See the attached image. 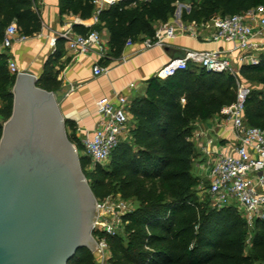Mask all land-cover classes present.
Returning a JSON list of instances; mask_svg holds the SVG:
<instances>
[{
  "label": "trees",
  "instance_id": "1",
  "mask_svg": "<svg viewBox=\"0 0 264 264\" xmlns=\"http://www.w3.org/2000/svg\"><path fill=\"white\" fill-rule=\"evenodd\" d=\"M92 1L59 0V15L90 20ZM185 2L190 3V11L182 13L184 23H204L264 8V0H133L104 9L97 26H75L74 30L82 36L107 31L110 55L119 58L129 40L142 43L154 37L160 25L174 18L177 4ZM13 22L27 38L39 34L42 21L36 0H0V42ZM64 44V40L57 41L38 88L52 93L60 89L57 67ZM7 60L6 55L0 56V97L6 103L0 115L5 122L12 115L17 78L10 74ZM237 79L251 89L245 124L264 131V56L256 66L239 67L236 76L189 67L166 79L153 77L146 82L144 95L131 102L129 139L112 153L109 168L95 166L87 176L98 202L120 196L137 203L123 217L121 234L105 238L111 264H264V221L255 222L247 246L250 228L235 206L216 210L208 203L191 202L196 183L190 172L198 150L190 139L198 124L236 102ZM2 133L0 124V140ZM68 138L78 152L84 151L77 139ZM90 162L89 157H80L82 172ZM69 264H96L95 255L84 249Z\"/></svg>",
  "mask_w": 264,
  "mask_h": 264
},
{
  "label": "built area",
  "instance_id": "2",
  "mask_svg": "<svg viewBox=\"0 0 264 264\" xmlns=\"http://www.w3.org/2000/svg\"><path fill=\"white\" fill-rule=\"evenodd\" d=\"M133 0H93L94 16L98 21L99 14L109 6L119 2ZM150 1V0H144ZM177 36H189L209 43H231L237 54V64L256 66L264 56V8L228 17H216L204 23H184L171 21L160 25L154 37L145 39L141 44L145 50L164 49L168 42ZM60 38L65 41L69 50L77 56L89 53L96 48L102 59L107 58L101 36L97 31L88 35H74L71 31L63 33ZM28 38L21 35L15 22L7 26L0 42V56L11 51L15 42H25ZM55 43V41H53ZM135 43L129 40L126 47ZM11 75L18 76L17 64L7 60ZM189 67L202 68L209 73L231 74L236 76L233 60L222 52H189L185 59L170 61L158 73V78L166 79ZM107 70L100 65L93 69L96 77ZM237 99L234 104L222 110L225 118L232 122L236 136V146L232 152L210 153L207 168L203 170L209 181V192L212 196V207L222 210L235 206L250 229L255 222L264 221V131L249 127L244 121L246 101L251 94L248 85L237 79ZM182 102H185L184 100ZM98 124L90 137L82 141L84 152L92 165L104 166L110 161L112 153L122 142V137L129 139L130 103L122 94L102 99L97 103ZM126 140V141H127ZM96 221L93 239L96 243L94 253L96 264H111L106 237H116L123 229L122 219L131 212L129 205L120 196H110L104 201H97Z\"/></svg>",
  "mask_w": 264,
  "mask_h": 264
},
{
  "label": "water",
  "instance_id": "3",
  "mask_svg": "<svg viewBox=\"0 0 264 264\" xmlns=\"http://www.w3.org/2000/svg\"><path fill=\"white\" fill-rule=\"evenodd\" d=\"M171 61L186 53L165 47ZM22 72L0 140V264H69L93 254L97 200L55 93Z\"/></svg>",
  "mask_w": 264,
  "mask_h": 264
},
{
  "label": "crops",
  "instance_id": "4",
  "mask_svg": "<svg viewBox=\"0 0 264 264\" xmlns=\"http://www.w3.org/2000/svg\"><path fill=\"white\" fill-rule=\"evenodd\" d=\"M36 9L42 21L41 32L29 37L25 42H15L8 53V58L17 64L20 72L29 73L40 79L48 59L56 50L57 41L62 40L60 36L67 31L79 35L74 30L75 26L93 28L98 25V21L95 16L87 21L79 17L60 16L59 0H36ZM99 34L107 50L106 59H102L94 47L89 53L77 56L69 50L64 41L63 56L57 67L60 89L55 94L59 107L67 124L68 135L73 136L81 144L97 127V103L100 100L122 94L131 104L134 99L144 95L146 82L158 77L159 71L171 61L164 49L145 50L141 43H135L129 48L125 46L121 56L113 58L110 55L108 32L102 29ZM166 47L184 51L186 54L219 51L231 58L233 64L239 67L237 54L232 52L231 43L215 44L189 36H177L169 41ZM97 65L107 70L99 77L93 74V69ZM132 121L133 116L130 112L129 127ZM121 139L126 141L127 137L123 136ZM190 140L208 161H212V156H207L205 151L215 154L223 151L232 152L237 144L233 124L222 113L206 123L198 124Z\"/></svg>",
  "mask_w": 264,
  "mask_h": 264
},
{
  "label": "rangeland",
  "instance_id": "5",
  "mask_svg": "<svg viewBox=\"0 0 264 264\" xmlns=\"http://www.w3.org/2000/svg\"><path fill=\"white\" fill-rule=\"evenodd\" d=\"M190 11V3L185 2V3H179L177 4V10L175 13V16L173 19H171V21H180L181 20V16L183 12H189ZM236 70L238 69V67H234ZM251 87H254L253 84H250ZM6 106L5 101L0 97V114H1V110ZM6 122L4 121V119L2 118V116L0 115V124H5ZM75 145V144H74ZM76 147V145H75ZM79 157H85V153L83 151H79L78 152ZM110 163L111 161H109L107 164H105L103 167L109 168L110 167ZM208 164V160H206V158L199 153V151H197V155L193 158L192 160V166H191V176L192 179L195 180V185H193V187L191 188V202H194L196 204H209L210 207L212 206V196L210 195L209 192V181L208 178L206 176V172L203 170L204 167L207 168ZM94 166L92 165V162H90V164L88 166H86V168L83 171V174L85 175L86 179L87 176L89 177V174L91 173V171H93ZM89 182V181H88ZM148 186L151 185V183H147ZM155 187L159 188L160 186V182L156 181L154 182ZM160 190V188L158 189ZM119 195V194H117ZM129 207L131 209L136 208L137 203L134 199H129L128 201H125ZM252 238V232L251 229L250 231H248L247 237H246V244L248 246V244L250 243Z\"/></svg>",
  "mask_w": 264,
  "mask_h": 264
}]
</instances>
